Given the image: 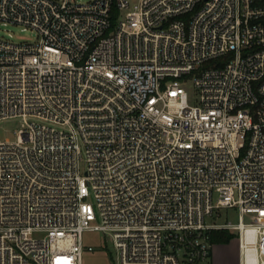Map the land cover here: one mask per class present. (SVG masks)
I'll use <instances>...</instances> for the list:
<instances>
[{
  "label": "built area",
  "instance_id": "built-area-1",
  "mask_svg": "<svg viewBox=\"0 0 264 264\" xmlns=\"http://www.w3.org/2000/svg\"><path fill=\"white\" fill-rule=\"evenodd\" d=\"M0 21L37 36L0 38V122L21 123L0 264H82L85 231L116 264H212L218 229L264 264V0H0Z\"/></svg>",
  "mask_w": 264,
  "mask_h": 264
},
{
  "label": "rangeland",
  "instance_id": "rangeland-1",
  "mask_svg": "<svg viewBox=\"0 0 264 264\" xmlns=\"http://www.w3.org/2000/svg\"><path fill=\"white\" fill-rule=\"evenodd\" d=\"M79 3H85L89 0H76ZM130 6L133 7L138 0H128ZM124 14V13H123ZM120 19V18H119ZM10 39L15 43H32L36 40L35 32L30 29L22 30L19 25H4L0 21V38ZM184 88L188 95V102L194 105L198 99V94L192 84L187 82ZM20 121L6 120L0 122V141H15L17 130L20 128ZM218 215H214L209 222L216 224H226L227 222L236 225L239 221V213L237 209H222ZM245 222L263 223L264 219H258L255 215H245ZM95 224L96 222H92ZM84 253L82 264H116V252L112 244L106 239V236L100 231H85L83 234ZM88 247L93 250L89 251ZM216 249H220V259L225 264H238V242L236 238L231 239L228 244L214 245L213 253Z\"/></svg>",
  "mask_w": 264,
  "mask_h": 264
},
{
  "label": "trees",
  "instance_id": "trees-1",
  "mask_svg": "<svg viewBox=\"0 0 264 264\" xmlns=\"http://www.w3.org/2000/svg\"><path fill=\"white\" fill-rule=\"evenodd\" d=\"M236 237H237L236 233L225 229H218L210 232V242L213 245L228 244L231 241V239Z\"/></svg>",
  "mask_w": 264,
  "mask_h": 264
},
{
  "label": "crops",
  "instance_id": "crops-1",
  "mask_svg": "<svg viewBox=\"0 0 264 264\" xmlns=\"http://www.w3.org/2000/svg\"><path fill=\"white\" fill-rule=\"evenodd\" d=\"M220 249H216L213 253V261L212 264H225L224 262L221 261L220 259ZM238 264H239V258H238Z\"/></svg>",
  "mask_w": 264,
  "mask_h": 264
},
{
  "label": "bare ground",
  "instance_id": "bare-ground-1",
  "mask_svg": "<svg viewBox=\"0 0 264 264\" xmlns=\"http://www.w3.org/2000/svg\"><path fill=\"white\" fill-rule=\"evenodd\" d=\"M250 234L252 235L253 232H250ZM247 256H248V261L250 264H257V257L253 251H248Z\"/></svg>",
  "mask_w": 264,
  "mask_h": 264
}]
</instances>
